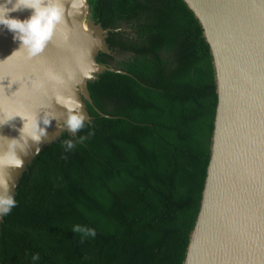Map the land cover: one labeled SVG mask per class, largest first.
I'll return each instance as SVG.
<instances>
[{"label": "trees", "instance_id": "trees-1", "mask_svg": "<svg viewBox=\"0 0 264 264\" xmlns=\"http://www.w3.org/2000/svg\"><path fill=\"white\" fill-rule=\"evenodd\" d=\"M87 2L93 21L117 28L98 62L128 73L87 86L114 117L87 103L77 136L36 155L2 215L0 264H183L217 105L209 44L184 0Z\"/></svg>", "mask_w": 264, "mask_h": 264}, {"label": "water", "instance_id": "water-1", "mask_svg": "<svg viewBox=\"0 0 264 264\" xmlns=\"http://www.w3.org/2000/svg\"><path fill=\"white\" fill-rule=\"evenodd\" d=\"M209 44L217 105L199 211L183 264H264V0H184ZM5 0H0L3 4ZM64 19L42 54L30 57L0 24V158L14 155L13 196L36 155L63 132L69 109L114 117L93 103L88 83L105 72L113 54L108 32L91 18L87 0H60ZM11 7V5H8ZM9 15L26 19L30 9ZM38 137V139H37ZM0 214V230L3 221Z\"/></svg>", "mask_w": 264, "mask_h": 264}, {"label": "clouds", "instance_id": "clouds-1", "mask_svg": "<svg viewBox=\"0 0 264 264\" xmlns=\"http://www.w3.org/2000/svg\"><path fill=\"white\" fill-rule=\"evenodd\" d=\"M23 9L31 10V15L26 19L22 20L9 15L11 12ZM63 19L64 8L60 0H5L3 4H0V24L14 33V39L20 42V48L26 49L30 57L43 53L46 45L52 40L57 25ZM69 113L65 126L71 133H75L83 127L85 117L72 109H69ZM67 146L71 148L72 142L69 141ZM21 163L22 161L14 155L0 158V167L13 165L18 167ZM13 183L10 173L7 177L0 175V214H8L16 204L12 195L9 194ZM72 231L81 232L83 236L94 237L96 234L94 229H83L79 225L74 226ZM33 259H38V256H33Z\"/></svg>", "mask_w": 264, "mask_h": 264}]
</instances>
